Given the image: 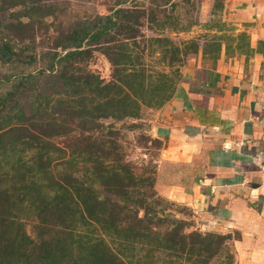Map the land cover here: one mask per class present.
I'll return each instance as SVG.
<instances>
[{
	"label": "trees",
	"instance_id": "16d2710c",
	"mask_svg": "<svg viewBox=\"0 0 264 264\" xmlns=\"http://www.w3.org/2000/svg\"><path fill=\"white\" fill-rule=\"evenodd\" d=\"M152 1L64 27L47 0H0V264H211L241 238L188 230L158 164L126 153L117 124L135 130L170 100L198 48L167 31L190 28L195 3Z\"/></svg>",
	"mask_w": 264,
	"mask_h": 264
},
{
	"label": "crops",
	"instance_id": "0c3cea01",
	"mask_svg": "<svg viewBox=\"0 0 264 264\" xmlns=\"http://www.w3.org/2000/svg\"><path fill=\"white\" fill-rule=\"evenodd\" d=\"M192 1L194 23L171 36L198 48L173 97L148 109L164 142L156 187L196 229L239 231L235 264H264V0Z\"/></svg>",
	"mask_w": 264,
	"mask_h": 264
},
{
	"label": "rangeland",
	"instance_id": "374dc122",
	"mask_svg": "<svg viewBox=\"0 0 264 264\" xmlns=\"http://www.w3.org/2000/svg\"><path fill=\"white\" fill-rule=\"evenodd\" d=\"M134 1L147 4H152V0H47L48 3L54 4L56 6V15L54 17L57 23H61L64 27L75 23L79 19H92L95 15L107 14L111 12V9L118 6H125L127 4L133 3ZM152 1V3H150ZM186 3V2H185ZM184 3L185 10L186 5ZM163 13L160 14L162 16ZM190 19L189 18L187 20ZM168 33L171 35V30L167 29ZM176 36V35H175ZM177 37V36H176ZM178 37H180L178 35ZM37 50L50 48V41L47 37H38L36 41ZM151 62L155 61L153 58H149ZM157 64V63H156ZM155 66V64L153 63ZM94 70L98 71L102 77L109 79L111 74L110 63L106 57L100 52H96L95 57L90 65ZM151 114L149 110H145L143 113V119L140 120L142 123L135 130L130 129L128 123H118V126H122V142L125 145V150L128 158L137 163L144 162H156L159 163L160 158V147L151 143L148 138V129L150 127ZM170 207L167 209L172 216L179 219L185 220L188 224H192L191 227L188 225L189 229H196L195 226L198 224V219L195 217L196 214L193 213L188 207L182 206L178 203H170ZM200 230V229H198ZM205 232V231H204ZM211 264H235V251L232 246H230L226 253L214 259Z\"/></svg>",
	"mask_w": 264,
	"mask_h": 264
},
{
	"label": "built area",
	"instance_id": "2783aa9c",
	"mask_svg": "<svg viewBox=\"0 0 264 264\" xmlns=\"http://www.w3.org/2000/svg\"><path fill=\"white\" fill-rule=\"evenodd\" d=\"M262 184L264 185V180H263V183Z\"/></svg>",
	"mask_w": 264,
	"mask_h": 264
}]
</instances>
